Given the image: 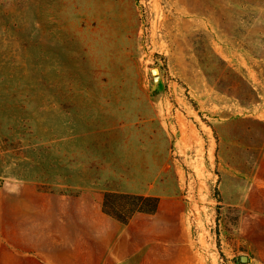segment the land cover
Returning a JSON list of instances; mask_svg holds the SVG:
<instances>
[{"label": "rangeland", "instance_id": "obj_1", "mask_svg": "<svg viewBox=\"0 0 264 264\" xmlns=\"http://www.w3.org/2000/svg\"><path fill=\"white\" fill-rule=\"evenodd\" d=\"M236 116L264 121V0H0V264H264Z\"/></svg>", "mask_w": 264, "mask_h": 264}, {"label": "trees", "instance_id": "obj_2", "mask_svg": "<svg viewBox=\"0 0 264 264\" xmlns=\"http://www.w3.org/2000/svg\"><path fill=\"white\" fill-rule=\"evenodd\" d=\"M227 70L232 76L236 77V85H241L244 88L245 96H239L241 94H236L240 106L247 109L251 108L256 100V92L253 89L252 83L246 78L243 70L242 76L238 75L233 68H227ZM232 120L246 124L244 138L233 139V143L238 149L244 152L246 162L251 165V168L246 171L236 168L238 169V174L240 177L249 178L254 190L261 192L262 188H258L256 184L264 183V121L244 118L242 116H236L232 118ZM111 199L112 201H110ZM123 199H132V202L124 203ZM118 200L123 203L119 204ZM115 201L116 203H114ZM147 205L149 208H146ZM102 209L105 213L123 223H127L131 215L133 216L134 214L147 216L151 219H156L161 216L160 199L155 196L106 193L104 194ZM122 213L124 216L121 215ZM125 213H128V216H126ZM167 218H170L169 220L173 221L176 230L179 233L178 215L172 213L167 215Z\"/></svg>", "mask_w": 264, "mask_h": 264}, {"label": "water", "instance_id": "obj_3", "mask_svg": "<svg viewBox=\"0 0 264 264\" xmlns=\"http://www.w3.org/2000/svg\"><path fill=\"white\" fill-rule=\"evenodd\" d=\"M152 73L154 75H156L158 73V70L156 68L152 69ZM240 262L241 263H244L248 260L247 256L246 255H241L240 258H239Z\"/></svg>", "mask_w": 264, "mask_h": 264}]
</instances>
